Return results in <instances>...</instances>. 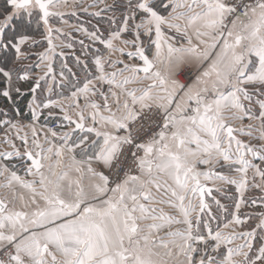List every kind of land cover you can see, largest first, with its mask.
<instances>
[{"label": "snow or ice", "instance_id": "snow-or-ice-1", "mask_svg": "<svg viewBox=\"0 0 264 264\" xmlns=\"http://www.w3.org/2000/svg\"><path fill=\"white\" fill-rule=\"evenodd\" d=\"M55 7L57 0H4L0 48L11 46L19 54L20 45L30 37L21 35L18 43L14 38L5 41V30L10 26L23 29L34 17L48 26L49 17L60 15L51 10ZM128 7L132 11L122 21V31H129V20L139 18L140 23L135 24L131 41L137 51L127 55L141 63L109 59L107 65L114 70L107 73L105 60L98 55L93 61L98 73L95 81L110 86L116 111L108 103L109 96L88 78L73 98L83 94L87 100L99 94L109 113L101 115V105L89 102L97 111L89 117L92 126L86 127L80 112L76 128L94 134L91 143L88 136L72 145L65 142L55 152L60 157L55 167L43 162L51 159L53 148L47 149V156L36 153L40 159L27 152L32 165L28 174L38 178L33 181L11 172L3 186L11 189L13 183L19 184L32 197L27 201L22 196L0 198V264H264V246L250 255L255 230L245 233L246 242L233 248L230 245L237 237L213 232L209 225H204L207 233L203 234L201 217L193 218L197 206L185 203L189 194L199 193V211L209 209L204 196L212 189L202 185L200 178L210 179L214 174L198 171V163L239 165L235 171L246 177L250 167H257L245 158L248 153L264 161V149L258 152L235 134L251 136V132L228 123L255 119L264 130V0H129ZM17 20L19 24L14 23ZM140 29L149 38L147 49L137 43ZM120 35L117 31L111 39H96L110 53L123 54V49L114 47ZM118 64L123 67L117 71ZM186 64L194 71L181 82L178 70ZM0 73L8 81L2 95L11 99L12 74L4 68ZM134 84L144 86L128 87ZM39 87L36 83L32 91ZM253 96L258 98L253 100ZM38 115L33 110V117ZM259 139H264V131ZM76 149L83 150L86 159L79 161L73 155L71 167L81 176L88 175L87 190L79 178L59 171L65 151L74 154ZM12 155L4 153V158ZM46 167L47 173L43 171ZM7 172L8 166L0 167V176ZM260 174L264 177V172ZM219 178L237 184L243 196L246 179ZM156 193L168 199H158ZM157 204L178 210L181 218L168 215ZM216 204L223 207L219 201ZM235 208L239 212L240 205ZM234 222L244 223L238 216ZM175 225L183 228L172 230ZM258 227L264 230V224ZM162 230H167L164 236Z\"/></svg>", "mask_w": 264, "mask_h": 264}, {"label": "crops", "instance_id": "crops-1", "mask_svg": "<svg viewBox=\"0 0 264 264\" xmlns=\"http://www.w3.org/2000/svg\"><path fill=\"white\" fill-rule=\"evenodd\" d=\"M190 2V0H189ZM58 7L51 9L54 12L60 13V15L51 16L49 18V27L51 32L49 33L48 28H45L41 24V36L35 38L34 40H28L26 43L20 45V53L17 54L15 49L10 46L14 60L12 61V67H18V71L14 74L16 77L13 81L14 83H21V86L13 85L11 89V99L3 96L7 100V106H0V167L8 166L9 172L0 176V197L6 199H14L16 196H22L25 201L30 200L32 193L30 190L21 187L19 184L13 183L12 188H6L3 185L10 179L11 172H16L17 175L21 177L24 181H33L38 179L28 174V168L31 167L29 163L26 162L24 154L31 151L35 157L36 153H40L41 156L49 155L47 152L48 148H53L52 157L50 160H44L45 165L51 164L55 167V164L60 157L55 155V152L67 142L68 145H72L74 142L78 141L82 136L89 137V143L94 139V134L87 132H73L74 126L70 120H77L79 122V114L83 111L85 115V126H92L91 120L89 119L92 112L97 111L91 108L89 102H94L101 105L99 113L101 115L107 116L109 113L103 107L104 100L102 97L97 95H89L87 100L81 94L78 97L73 98V92L78 91L88 78L94 80V86L99 89V91L104 92L109 96L108 103L113 106V111H116L115 101L108 92L109 85L101 84L99 81H95V77L98 73L94 69L93 61L100 55L103 56L106 65V72L111 73L114 69L107 65V61L110 59L112 61L121 60L126 64H140L138 58L130 59L128 53H136L137 49L133 46L131 41L134 40L135 24L140 23L139 18L135 20L128 21V32L122 31V21L125 17L132 11L128 7L129 0H57ZM69 4V5H68ZM65 5H68L65 7ZM179 11H186L185 9H180ZM200 11V9H196ZM177 23L183 24L184 21H176ZM120 31V38L114 41V47L117 49H123V54L120 51L110 53L104 45L99 43V39L108 40L111 39L113 34ZM191 31V30H190ZM141 36L140 41L143 46L147 49L149 47V38L143 35V29H140ZM165 32L170 35L175 33L171 30L165 29ZM30 37V36H29ZM14 42L18 43L20 36H13ZM49 38L51 39V44H49ZM10 39V37L8 38ZM154 39V35L152 37ZM124 41L129 43L125 44ZM194 43L195 37H194ZM25 46V48L23 47ZM154 51V49H153ZM85 64L88 65L85 68ZM122 64H118L115 70L122 68ZM184 67L192 66L186 64L182 66L178 71ZM7 71V70H6ZM127 74V73H126ZM3 75V74H2ZM27 76L28 79H20L17 77ZM4 77V76H3ZM6 80L7 78L4 77ZM36 83H39L40 87L36 89L35 92L32 89L35 87ZM141 84L129 85L131 88L143 87ZM92 87V85H90ZM251 87V86H250ZM19 88L20 91L17 92L15 89ZM8 90V81L3 88V91ZM2 91V93H3ZM119 92V90H116ZM26 100L22 104L24 109L23 113L20 109L15 106V102H22L23 99ZM258 97L253 96V100ZM121 99L123 97L121 96ZM56 102L50 108H44L43 105L48 102ZM247 103V102H245ZM77 104L79 107H77ZM33 110L38 113V118L33 117ZM256 111V109H254ZM69 119H66L65 117ZM10 123V128L7 131H3L2 123ZM238 122L235 126L233 123ZM53 123H59L60 127L55 130L58 133L56 137H53L49 126ZM231 126L234 128L243 127L245 131H250L251 136L241 135L236 132L238 139L242 140L245 144L257 149H264V139H262V144L259 143L258 135L264 131L261 126H255L254 119L248 120L247 118L243 120H229ZM251 125V127H249ZM70 135L71 139L65 141V136ZM25 141H27L25 143ZM37 143L40 148H37ZM235 144H233V154L235 153ZM19 155H16V153ZM4 153H13L11 159H5ZM75 155L76 160L82 161L86 159L85 153L81 149H76L75 153H69L65 151L63 160L61 162V168L59 171H66L71 179L79 178L82 185L87 190L89 185V177L87 174L81 176V174L75 172L72 165V156ZM250 164L254 166H259L264 161L259 159L256 160L251 153H248L245 157ZM95 167V164L93 165ZM239 165H230L223 162L219 164L203 165L197 164V170L200 172H211L214 175L210 179H204L202 176L200 178V183L202 185L214 186L218 189L214 193L216 201L223 207L216 204V201L209 200L207 203L209 209H206L203 213L199 211L198 205L200 204V197L198 193L195 195L189 194L188 200L185 202L186 205L189 202L193 206H197V212L194 215L201 217V232L206 235L207 228L204 225H209L213 232L220 231L222 234L228 230H223L229 221V203L227 200L230 199L234 193H241L237 187V184L227 183L221 180L219 177L224 176L230 180H236L240 182L242 179L247 180L245 186V191L243 196L246 194L247 189L253 185L255 190H260L264 194V189L260 186V177L255 172L257 167H250L248 169L246 177L243 173L235 171V168ZM47 167L43 170L47 173ZM264 172V170H262ZM37 190L39 191V186L37 185ZM155 193V189L153 190ZM158 199H168V197L163 196L161 193H156ZM242 198V196H239ZM19 206V205H18ZM157 208H163L164 212L168 215L179 216L178 210L168 207L166 204L154 205ZM255 214L254 212L252 213ZM260 222L255 224V227L251 230H255L256 236H259L261 228L258 225L264 224L263 212L259 213ZM176 228H183V225H175L172 230ZM167 230H162L160 235L164 236ZM245 234V233H244ZM244 234H237L239 240L243 239L241 237H246ZM235 236V235H233ZM247 239V238H246ZM246 239L243 242H246ZM213 243L209 240V244ZM242 243L237 244L236 247ZM203 245L201 248L203 249ZM177 250H175L176 252ZM215 255V254H213ZM179 260H184L183 256L178 257Z\"/></svg>", "mask_w": 264, "mask_h": 264}, {"label": "rangeland", "instance_id": "rangeland-1", "mask_svg": "<svg viewBox=\"0 0 264 264\" xmlns=\"http://www.w3.org/2000/svg\"><path fill=\"white\" fill-rule=\"evenodd\" d=\"M4 3V0H0V11H3V8H2V4ZM69 5V4H68ZM68 5H65L68 6ZM34 19V18H33ZM35 22L33 20V22L31 24H28V27H25L24 29H21L20 31H18V29H16V33L21 36V35H27V36H30V40H34L35 38H39L41 36V28H40V22H41V19L37 21V19L35 18ZM10 34V33H9ZM9 38V35L5 36V41ZM25 45V44H24ZM25 48V46H23ZM0 52L3 53V48H0ZM10 57V59L13 57L12 53L11 52H8L7 53ZM1 58L2 59H5L6 58L4 57V53L1 55ZM9 59V61H10ZM5 68H7V63H5ZM13 65H12V62L8 64V68L6 69L7 71H10L11 74H12V81L14 80V78L16 77L15 75L17 74H14L16 73L19 69L18 67H15V68H11ZM20 80V77L17 76ZM6 79H3L0 77V85H3V82L5 83L6 85ZM12 84V87L11 89H13V85L15 84V86H21L22 84L21 83H14V82H11ZM3 87V86H2ZM3 89V88H2ZM3 91V90H2ZM0 93H1V88H0ZM2 96V94H1ZM3 97V96H2ZM238 122L235 121V123H233V125L237 124ZM234 125V126H235ZM255 126H260V121L259 120H255L254 119V124ZM261 135H258L257 137H260ZM245 140V135H244V139ZM259 143L262 144V139L259 140ZM262 149H257V151H261ZM261 154H264V152H261ZM257 160V158H256ZM257 168L259 169V171L257 170ZM256 168L255 172L257 173V175H259V177L261 178L260 179V186H262V188L264 189V177L261 176V172H263L262 170H264V163H261V165H259L258 167ZM239 196V193H234V195H232L230 197V199L227 200V203H229V218H227L229 222L227 225L228 227H224L223 230H228L227 232H224L223 235L225 236H233L235 235L234 237H237V234L241 233V234H244V233H247V232H250L254 227H255V224L259 223L260 222V217L258 216L259 213L263 212V215H264V194L261 193V191L258 189V190H255V188L253 187V185H251V187H249V189H247V192L244 196H242V198H240ZM242 201V202H241ZM239 204L240 205V208H239V212H236V208L235 206ZM255 213L254 215L252 213ZM239 217L242 221H244L243 224H236L234 221L236 219V217ZM247 237H243V239L239 240L238 237L237 239H235V242L230 245L231 247L235 248L237 246V244L239 243H242L244 244L245 242H243ZM253 249H252V252L250 253V255H254L257 251H258V247L259 246H264V230H261L260 231V234L259 236H257L256 240L254 238L253 240ZM201 248V246H200ZM202 249V248H201ZM225 251V248L222 246L221 248V252H224ZM175 252V250H174ZM198 259V256L196 257ZM237 260H241L242 257H237L236 258Z\"/></svg>", "mask_w": 264, "mask_h": 264}, {"label": "trees", "instance_id": "trees-1", "mask_svg": "<svg viewBox=\"0 0 264 264\" xmlns=\"http://www.w3.org/2000/svg\"><path fill=\"white\" fill-rule=\"evenodd\" d=\"M4 7V3L2 4V8ZM2 20H3V17L2 16H0V22H2ZM34 22L36 21L35 20V17H34ZM38 21V20H37ZM14 23H16V24H19V21L17 20V21H14ZM41 24H42V22H40V26H41ZM26 27H28V25L26 26ZM24 29V28H23ZM21 29H18V31H20ZM22 31V30H21ZM10 33V34H9ZM7 35H9V37H10V39H11V37H13V36H19L17 33H16V30H13V28L10 26L8 29H6L5 30V36H7ZM7 40H9V39H7ZM6 40V41H7ZM3 53H4V57L6 58V60L5 59H2L1 58V55L3 54V53H1L0 52V68H4L5 70L8 68V64L9 63H11L13 60H14V56L10 59V57L9 56H7L8 54V52H11L12 53V51H11V49H10V46L7 48V49H4L3 48ZM9 59H10V61H9ZM5 63H7V68H5L6 66H5ZM0 77L1 78H3V79H5L4 77H3V75H2V73H0ZM3 86V87H2ZM5 87V83L3 82V85H0V88H1V93H0V106H4V107H6L7 106V100L5 99V98H3L2 96H1V94H2V88H4ZM26 100V98L25 99H23V101L22 102H15V106H17L19 109H20V111L23 113V111H24V109H23V107H22V104L24 103V101Z\"/></svg>", "mask_w": 264, "mask_h": 264}, {"label": "built area", "instance_id": "built-area-1", "mask_svg": "<svg viewBox=\"0 0 264 264\" xmlns=\"http://www.w3.org/2000/svg\"><path fill=\"white\" fill-rule=\"evenodd\" d=\"M229 2L230 3H238L239 2V0H229ZM246 2H248V0H246ZM239 10V9H238ZM232 19V17H229V20H231ZM194 71V69H192L191 67H184V68H182L180 71H179V73H180V75H178V79L181 81V82H186V80H185V78H186V76H188L189 74H190V72H193ZM60 127V124L59 123H53V124H51L50 126H49V129L51 130V131H55L56 129H58ZM9 128H10V123L9 122H4V123H2V129H3V131H7V130H9Z\"/></svg>", "mask_w": 264, "mask_h": 264}, {"label": "water", "instance_id": "water-1", "mask_svg": "<svg viewBox=\"0 0 264 264\" xmlns=\"http://www.w3.org/2000/svg\"><path fill=\"white\" fill-rule=\"evenodd\" d=\"M50 18V17H49ZM41 22H42V24H43V26L45 27V28H48L49 27V24H48V26H45L44 25V23H43V20L41 19ZM70 122L73 124V126H74V129H73V132H79L80 130H78L77 128H76V122H78L77 120H70ZM85 123V122H84ZM35 157V156H34ZM24 158H25V160H26V162L27 163H29L30 164V166H32L31 165V161H29L28 160V158H27V153H25L24 154ZM35 158H37V159H40L41 157L40 156H37V157H35ZM205 187H208V188H211L212 189V192H211V194L210 195H205L204 196V202H208L209 200H212V201H216V197H215V195H214V193H216L217 191H218V189L216 188V187H214V186H210V185H204ZM198 195H199V193H198ZM200 197V196H199ZM1 198V197H0ZM208 204V203H207ZM209 206V205H208Z\"/></svg>", "mask_w": 264, "mask_h": 264}]
</instances>
